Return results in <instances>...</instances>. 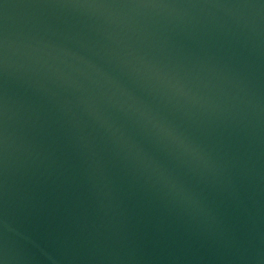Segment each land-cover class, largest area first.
I'll return each mask as SVG.
<instances>
[{
	"label": "water",
	"instance_id": "95a60500",
	"mask_svg": "<svg viewBox=\"0 0 264 264\" xmlns=\"http://www.w3.org/2000/svg\"><path fill=\"white\" fill-rule=\"evenodd\" d=\"M0 264H264V0H0Z\"/></svg>",
	"mask_w": 264,
	"mask_h": 264
}]
</instances>
